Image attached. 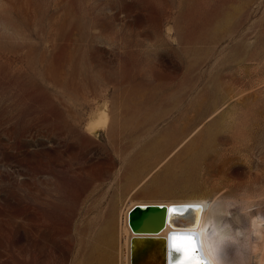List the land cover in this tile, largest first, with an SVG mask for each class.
Segmentation results:
<instances>
[{
  "label": "rangeland",
  "instance_id": "obj_1",
  "mask_svg": "<svg viewBox=\"0 0 264 264\" xmlns=\"http://www.w3.org/2000/svg\"><path fill=\"white\" fill-rule=\"evenodd\" d=\"M128 200L261 253L264 0H0V264H127Z\"/></svg>",
  "mask_w": 264,
  "mask_h": 264
},
{
  "label": "bare ground",
  "instance_id": "obj_2",
  "mask_svg": "<svg viewBox=\"0 0 264 264\" xmlns=\"http://www.w3.org/2000/svg\"><path fill=\"white\" fill-rule=\"evenodd\" d=\"M105 118H106L105 115H101L97 119V124L100 121L104 122ZM100 123H102V122H100ZM100 123H99V126L101 125ZM135 205L145 206V205L140 204V203H130L128 200L126 202L124 208L121 209V211H119L117 213L116 210H112L111 213H109L107 215V218H106V221H107L106 224L109 223V221L111 222V227H109V229H110L112 236H108V241L110 242L111 245L114 244V242H115L114 239L116 238V235H115L116 226H119V234L118 235H123L122 239L124 241V245L126 248L125 250H126V254H127L126 255L127 264H168L167 259H166L167 251H168L166 244H167V240H168L169 235L173 232H177V233L178 232H185V233H180V234H188L187 236L190 237L191 244H193L195 246V252L198 255L202 264H222V262H223L222 261V254H220V253L215 254L210 249L211 244H212L211 246L214 250L217 251V249H218V244H217L216 240L214 239V236L212 235V231L208 234V238H207L205 231H204V228L199 224V221L202 218V214H201L202 207H201V205L192 206L193 208L188 210V212L185 213V215L183 217H176L175 218L178 220L187 221L191 216L192 217L195 216L196 217V223H195V225L191 226V228H171V226L167 225L162 231H160L159 233H156V234L154 232H141V231L140 232H133V230L131 229L130 224H129V211ZM156 205H161V204H156ZM184 207H185V205L169 206L170 209L175 208L177 211L178 210L179 211L184 210L185 209ZM257 214L259 215V217L264 219V210L263 209H258ZM168 217H169V213H168ZM168 221H169V219H168ZM102 223L103 222H101V225H102ZM171 223L174 225H177L174 223V221ZM252 224H253L255 235L257 236L256 238L262 239L263 243H262L261 253H258L256 255L252 256L254 258V261L252 258H251V260H252L253 264H264V234L260 230V229L264 230V227L259 225L257 219L253 220ZM89 229L91 230V227ZM95 234H97V233H95ZM95 234H94V236H95ZM255 235H253V236H255ZM245 238H246V236H245ZM119 246H120V244H119ZM96 255H97V253H96ZM179 255H180L179 253H177L173 250V252H172L173 262H175L179 258ZM119 256H121V254ZM90 257H88V258H90ZM87 261H89V260H87Z\"/></svg>",
  "mask_w": 264,
  "mask_h": 264
},
{
  "label": "water",
  "instance_id": "obj_3",
  "mask_svg": "<svg viewBox=\"0 0 264 264\" xmlns=\"http://www.w3.org/2000/svg\"><path fill=\"white\" fill-rule=\"evenodd\" d=\"M184 210L178 212L187 213L192 205H185ZM168 209L166 205H135L129 211V224L133 232H154L159 233L167 225L171 228H191L195 225L196 217L191 216L187 221L175 219L174 225L168 221ZM177 211V210H176Z\"/></svg>",
  "mask_w": 264,
  "mask_h": 264
},
{
  "label": "clouds",
  "instance_id": "obj_4",
  "mask_svg": "<svg viewBox=\"0 0 264 264\" xmlns=\"http://www.w3.org/2000/svg\"><path fill=\"white\" fill-rule=\"evenodd\" d=\"M180 233L185 232H173L168 237L166 244L168 264H202L195 252V246L190 242V237ZM173 250L180 254L175 262L172 260Z\"/></svg>",
  "mask_w": 264,
  "mask_h": 264
},
{
  "label": "snow or ice",
  "instance_id": "obj_5",
  "mask_svg": "<svg viewBox=\"0 0 264 264\" xmlns=\"http://www.w3.org/2000/svg\"><path fill=\"white\" fill-rule=\"evenodd\" d=\"M168 213H169V222H173L175 220L176 217H183L185 215V212H178L176 211L175 208H171V209H168ZM185 235H188V234H185Z\"/></svg>",
  "mask_w": 264,
  "mask_h": 264
}]
</instances>
